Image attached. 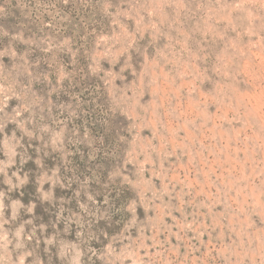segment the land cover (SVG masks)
Segmentation results:
<instances>
[{
    "label": "rangeland",
    "instance_id": "rangeland-1",
    "mask_svg": "<svg viewBox=\"0 0 264 264\" xmlns=\"http://www.w3.org/2000/svg\"><path fill=\"white\" fill-rule=\"evenodd\" d=\"M0 264H264V0H0Z\"/></svg>",
    "mask_w": 264,
    "mask_h": 264
}]
</instances>
